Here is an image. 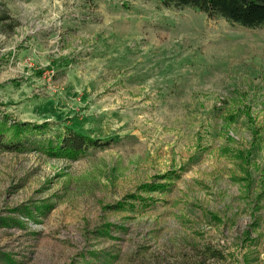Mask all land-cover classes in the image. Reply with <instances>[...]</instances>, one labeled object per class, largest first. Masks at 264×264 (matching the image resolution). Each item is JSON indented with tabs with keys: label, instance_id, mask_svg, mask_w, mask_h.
Masks as SVG:
<instances>
[{
	"label": "rangeland",
	"instance_id": "rangeland-1",
	"mask_svg": "<svg viewBox=\"0 0 264 264\" xmlns=\"http://www.w3.org/2000/svg\"><path fill=\"white\" fill-rule=\"evenodd\" d=\"M3 12L0 119L31 139L0 151V264L91 251L199 264L207 246L223 258L204 264H264V28L159 0H0ZM64 126L110 142L75 160L38 147ZM172 170L168 189H140Z\"/></svg>",
	"mask_w": 264,
	"mask_h": 264
},
{
	"label": "trees",
	"instance_id": "trees-1",
	"mask_svg": "<svg viewBox=\"0 0 264 264\" xmlns=\"http://www.w3.org/2000/svg\"><path fill=\"white\" fill-rule=\"evenodd\" d=\"M159 2L165 7H174L178 9L190 8L197 12H202L210 18H222L227 22L235 25H239L244 28L256 29L264 28V0H159ZM10 18L7 12H3L0 15V22L4 19ZM47 123H43L36 127L46 128ZM11 128L12 134L7 138V129ZM7 127L6 119H0V151H25L26 142L30 141V136H22L23 132H26L28 126L23 123H13ZM67 129L66 134H58L54 138L51 137L46 141H40L37 144L40 149L47 152L54 157L66 158L75 160L84 155L89 148L96 146L107 145L109 140H100L83 134L72 127L64 126ZM37 143V142H36ZM180 173L176 171H169L163 175L165 182L159 183H146L142 184L140 189L143 191H164L171 186L173 179L178 178ZM129 198L138 199V203L143 206H148L150 202L148 198L130 194ZM116 207H123L119 204ZM6 222L0 221V225ZM17 224V222H15ZM14 223V224H15ZM90 258L83 256V260L79 262H71L68 264H109L111 263L112 256L102 254L99 256L97 252L91 251L87 253ZM208 257L223 258L222 253L219 250L211 249L207 246L203 250V260L199 264H204Z\"/></svg>",
	"mask_w": 264,
	"mask_h": 264
}]
</instances>
